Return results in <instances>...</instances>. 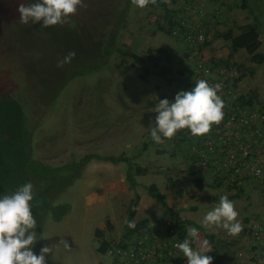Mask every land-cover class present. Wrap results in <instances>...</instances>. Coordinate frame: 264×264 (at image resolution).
I'll list each match as a JSON object with an SVG mask.
<instances>
[{
  "label": "rangeland",
  "instance_id": "1",
  "mask_svg": "<svg viewBox=\"0 0 264 264\" xmlns=\"http://www.w3.org/2000/svg\"><path fill=\"white\" fill-rule=\"evenodd\" d=\"M34 2L36 0H0V16L12 20L7 28L15 47L31 56V63L37 71V91L32 98L37 99V107L44 111L29 141L30 156L43 164L59 167L76 162L84 155H123L130 159L132 166L138 163L147 170L148 178L135 177L136 182L145 186L154 184L171 210L182 211L180 220L194 225H185L186 232L189 228L198 230L200 227L217 240L233 242V247L226 251L233 252L235 264H250L246 258L249 254L247 231L250 218L246 216L254 212L251 210L255 208L256 195L233 192L223 184L210 186L215 187L211 190L220 191L219 195L202 189L196 191L193 180L198 176L197 170L186 161L185 147L177 135L154 147L150 156L135 155L140 152L141 144L147 137L139 124L142 114L155 113L159 100H174L184 85L185 72L177 71L184 54L181 44L156 31L157 26H166L163 12L148 7L141 10L131 0H84L87 7L78 8L77 13L62 26L45 28L39 23H20L19 4ZM254 2L259 8H255L254 12L241 9L240 0H168L166 4L176 13L189 4L203 8L208 37L205 57L216 64L219 62L233 68V89L237 96H254L253 104L264 111V63L255 65L242 50L230 54L228 43L215 35L230 30L242 44L258 41L256 53H264V0ZM255 14L258 16L259 31L240 34L237 28L253 23ZM118 50L144 56L146 62L132 68L130 61L124 58L123 67H120L122 60ZM69 52H75V57L63 67H57L58 61ZM173 144L176 145L174 149ZM175 151L180 164L172 159ZM92 164L99 166L101 162L93 160ZM118 166L121 169H117V174L125 175L126 164L119 163ZM94 170L91 172L97 173L100 169ZM156 171L159 175L154 174ZM81 175L52 202L54 205H68L69 212L60 222L54 223L48 213L34 215L38 224V239L41 236L43 239L37 241L33 251L39 254L44 246L52 248V253L46 255V264H109L104 254H94L91 249L103 239L111 246L125 241V213L121 228L115 230L110 225L115 220L111 217L110 223L107 219L102 220V215L98 213L102 209L98 206L94 208L90 223L84 222L83 214L91 210L84 206L86 199L97 198L99 202L105 195H100L102 190L99 186L104 182L106 173H98L99 178L91 183L95 190L89 187L90 192L86 190L87 186L82 187L85 176ZM201 177L207 181L204 175ZM114 182L118 196L113 195V198L125 204L124 212L135 191L140 197V204L147 201L144 208L149 211L138 207L136 220L147 216L153 219L161 216L162 219L158 200L148 196L146 190L142 194L144 190L141 186L129 187L124 176ZM179 190L181 195L178 197ZM224 195L234 202L239 213L238 220L243 225V230L235 236L223 229H209L202 225L205 214L218 205ZM95 227L102 230L99 239L94 235ZM62 240L68 242L67 248L60 243ZM205 241L198 230L192 247L203 246ZM207 245L213 249L210 243L207 242Z\"/></svg>",
  "mask_w": 264,
  "mask_h": 264
},
{
  "label": "trees",
  "instance_id": "2",
  "mask_svg": "<svg viewBox=\"0 0 264 264\" xmlns=\"http://www.w3.org/2000/svg\"><path fill=\"white\" fill-rule=\"evenodd\" d=\"M148 8H158L163 12L166 26L159 25L156 31L170 36L175 19L181 10L177 14L172 9H168L164 0H157V4H150ZM240 8L247 9V12H254L255 8L259 10L254 0H240ZM253 19V23L240 26L237 28V31L242 35L258 32V16L255 14ZM11 21L0 16V196L11 194L18 187L30 182L33 185V192L35 194L34 199L31 201L33 215L37 216L48 213L51 220L57 222L68 212V205H54L52 202L65 188L80 178L84 167L89 161L95 160L111 164L124 163L127 167L125 180L129 187L133 188L139 185L146 190L148 196L158 200L164 210L160 222L169 219L172 222L171 227L177 232L178 239L183 242L187 234L183 227L193 224L190 221H181L177 217L178 212L171 210L167 206L164 196L157 191L153 184L145 186L134 180L135 177L144 175L145 170L136 164L132 166L130 159L127 157L123 155L116 157L84 155L76 162L53 167L34 160L30 156L29 141L44 110L42 111L38 108L36 105L37 99L34 100L32 98L34 92L36 93L37 91V71H35L31 63V56L15 47L9 34L10 31L7 28V25ZM215 35L228 43L230 54L242 50L246 55L250 56V61L255 65L264 63V53H256L259 47L258 41L253 40L252 42L242 44L239 37L232 36L230 30ZM206 45L207 42L204 43V46ZM108 52H110L109 49ZM117 53L121 56L122 60L120 67H123L125 59L130 61L132 68L139 67L146 62L144 56L120 52L119 50ZM178 66L181 67H178L177 71H182V65L179 64ZM217 66L225 65L218 62ZM165 73H168V71H165ZM252 99H254V96H240L239 103L251 105L253 104ZM259 110L263 111L262 109ZM155 115L156 113L146 112L140 117L139 124L146 132H150L151 127L154 126ZM176 135L179 137V141L183 144V147H185V155L187 156L189 139L184 136L182 130H179ZM146 147L147 145L142 143L138 155L145 151ZM196 170L198 176L193 180V187L196 191H200L204 182L202 181L203 178L201 177L200 170L197 168ZM168 182L170 183L171 180L168 179ZM218 184L221 183L209 180L207 186L213 185L217 187ZM180 194L181 191H177L178 197ZM138 201L139 197L134 193L125 209L124 240L147 231L146 220H141L138 223L132 222ZM131 224H135V227H130ZM107 227H109V224H107ZM198 230L201 232L202 237L213 246L212 251L207 253V255L213 257L212 264H235L232 258L233 252L229 253L226 251L228 248L233 247V242L226 243L217 240L213 234L207 233L200 227H198ZM94 235L99 239L101 236L100 231L95 230ZM109 248H111V245L101 240L97 243L96 252L98 254H105Z\"/></svg>",
  "mask_w": 264,
  "mask_h": 264
},
{
  "label": "built area",
  "instance_id": "3",
  "mask_svg": "<svg viewBox=\"0 0 264 264\" xmlns=\"http://www.w3.org/2000/svg\"><path fill=\"white\" fill-rule=\"evenodd\" d=\"M178 13L170 37L184 50L180 64L185 79L180 91L190 90L195 81L204 79L210 85H222L218 95L225 103L222 122L213 125L209 134L193 137L188 129H182L189 139L187 161L208 180L221 183L233 192L256 195L257 212L247 231L246 258L250 264H264V112L254 104L239 103L240 96L233 89V68L217 66L205 57L204 43L208 37L203 8L192 4ZM257 169L260 175H256ZM171 225L169 219L160 222L111 246L104 255L111 264H186V258L176 247L182 242Z\"/></svg>",
  "mask_w": 264,
  "mask_h": 264
},
{
  "label": "clouds",
  "instance_id": "4",
  "mask_svg": "<svg viewBox=\"0 0 264 264\" xmlns=\"http://www.w3.org/2000/svg\"><path fill=\"white\" fill-rule=\"evenodd\" d=\"M168 2V0H164ZM137 8L143 10L157 0H131ZM87 7L84 0H36L34 3H20L19 22L28 25L41 24L51 27L65 24L78 8ZM75 57V52H69L57 67H63ZM222 85H210L206 80L195 81L190 90L179 91L174 100H159L155 106L154 126L150 129L151 139L156 144L171 140L182 129H188L193 137L209 134L213 125H219L224 117L225 103L218 93ZM256 175L260 171L256 170ZM33 185L28 182L18 187L13 193L0 196V264H46V255L52 253V248L44 246L37 255L33 248L38 240L37 220L32 213L31 201L34 199ZM239 213L227 195L221 196L219 204L208 211L202 220L206 228L223 229L229 235H238L243 230L238 220ZM130 227L134 228L135 224ZM198 230L189 228L182 243L176 247L186 258V264H212L213 257L207 255L212 249L204 242L196 249L192 244L197 240ZM67 248L66 240L60 241Z\"/></svg>",
  "mask_w": 264,
  "mask_h": 264
},
{
  "label": "crops",
  "instance_id": "5",
  "mask_svg": "<svg viewBox=\"0 0 264 264\" xmlns=\"http://www.w3.org/2000/svg\"><path fill=\"white\" fill-rule=\"evenodd\" d=\"M143 128V127H142ZM144 132H145V134H146V139H144V142L147 144V147H146V150L145 151H143L140 155H138V153L137 154H135V155H137V156H141L142 154H146L147 156H150V154L154 151V147H159V145L160 144H156L152 139H151V136H150V132H146L145 131V129L143 128L142 129ZM117 135V134H116ZM116 135H115V137H116ZM116 139H117V137H116ZM140 140V139H139ZM174 147L176 148V145L175 144H173V149H174ZM136 156V157H137ZM136 157H134V158H136ZM133 158V159H134ZM174 161H175V163H178V164H180L181 162L179 161H177L176 160V151H175V154H174V157L172 158ZM150 161L151 162H153V160H152V158H150ZM92 162H93V160H91V161H89L88 163H87V165L84 167V170H83V172H82V175H81V177H83V176H85V178H84V180L82 181V187H85V186H87V189L86 190H89V192H90V188H92V189H94L95 190V188L94 187H92L94 184H92L91 185V183L93 182V181H95L97 178H99L98 176V173L99 172H101V171H103V172H105L106 173V177H105V179H104V182L103 183H101V185L99 186L100 187V189L102 190V192H101V194L100 195H102V194H105V195H103V196H101L102 197V199H99V202H97L98 200H97V198H95V200H91V198L90 199H86L87 200V204H85L84 206L86 207L87 206V208H91V210L89 211V212H85L83 215V220H84V222H87V223H90V219H91V216H94V208L95 207H100L102 210H99V214H101L102 215V220H108V222L110 223V221H109V217H111V218H113L114 220H115V222L113 223V224H110L112 227H113V230H115L116 228H121V226H122V223H123V213H124V208H125V204H120L119 202H117V201H119V199L118 198H113V195L114 196H118V194H117V187H116V184H115V180H119L122 176H124L125 177V175L124 174H120V173H118L117 174V169H121L119 166H118V164L119 163H117V164H111V163H109V162H101V164H99V166H96L97 164H92ZM137 163V162H136ZM137 166H139L141 169H144L145 170V172L147 173V170H146V168H144L143 166H141V165H139L138 163H137ZM100 169L99 170V172H97V173H95V172H91L92 170H94V169ZM97 170H94V171H97ZM159 171V170H158ZM146 173L144 174V175H142V176H138L139 177V179H142L141 177H147L148 178V176L149 175H146ZM107 174H108V176H107ZM154 174H156V175H159V172H154ZM109 178H111V179H114V180H111V179H109ZM138 179V178H137ZM144 179V178H143ZM204 179V178H203ZM204 183H203V187H202V190L203 191H205V192H215V194L216 195H219L220 194V191H213V190H211V189H214L215 187H209V186H207V184H208V179H207V181H205V180H202ZM154 185V184H153ZM90 187V188H89ZM139 188V187H138ZM143 189V188H142ZM83 190H84V188H83ZM144 190V193H142V194H145V189H143ZM139 191H141V188L139 189ZM159 191V190H158ZM181 191V190H180ZM142 192V191H141ZM134 193H135V191H134ZM80 194H81V192H80ZM136 194V193H135ZM87 194H85L84 196H86ZM90 195V194H89ZM138 195V194H137ZM181 195V194H180ZM89 197V196H88ZM138 197H139V195H138ZM117 200V201H116ZM145 203H147V201L145 202ZM145 203L144 204H142V202H141V204H140V197H139V201H138V204H137V206H136V208H135V215H136V211H137V208L139 207L140 209H142L143 211H147L148 213H149V211L147 210V209H145L144 208V205H145ZM161 206V205H160ZM168 207H170V206H168ZM177 208V207H176ZM161 210H162V212H160V214L162 215L163 214V212H164V210H163V208H162V206H161ZM174 211H177L178 213H177V217L179 218L180 217V213H182V211H180V210H174ZM251 211H254V212H252L251 213V215H247L246 216V218L248 217V218H250L249 219V222H248V224L251 222V221H253V219H254V215L256 214V212H257V209H253V210H251ZM69 212V211H68ZM68 212L65 214V215H67L68 214ZM147 213V214H148ZM64 215V216H65ZM135 215H134V217H133V219H132V222H134V223H138L139 221H141V220H146L147 221V225H146V227H147V229L148 228H150V227H156V226H158L159 225V223H160V218H161V216L160 217H158L157 219H153L152 217H144V218H142L141 220H136V217H135ZM159 216V215H158ZM64 218V217H63ZM62 218V219H63ZM62 219H60L59 221H57V222H54V223H58V222H60ZM180 219V218H179ZM95 230L97 229V230H99V231H102L100 228H94ZM89 230H90V228H89ZM94 231V230H93ZM132 237H129V238H126L125 240H129V239H131ZM92 240L94 241V242H96V239L95 238H93L92 237ZM104 240V239H103ZM104 241H106V240H104ZM106 242H108V241H106ZM95 247H94V249L92 248L91 250L93 251V253L94 254H98L96 251H95ZM109 262V264H111L110 263V260L108 261ZM76 264H78V263H76ZM96 264H104V263H101V262H97Z\"/></svg>",
  "mask_w": 264,
  "mask_h": 264
}]
</instances>
